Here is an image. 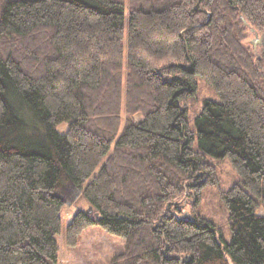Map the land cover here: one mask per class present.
Returning <instances> with one entry per match:
<instances>
[{
  "label": "trees",
  "instance_id": "16d2710c",
  "mask_svg": "<svg viewBox=\"0 0 264 264\" xmlns=\"http://www.w3.org/2000/svg\"><path fill=\"white\" fill-rule=\"evenodd\" d=\"M247 30L264 37V0H0V264L58 263L67 185L92 209L67 241L124 238L109 264H264V40ZM201 82L213 97L190 111ZM224 158L229 241L194 211Z\"/></svg>",
  "mask_w": 264,
  "mask_h": 264
},
{
  "label": "rangeland",
  "instance_id": "374dc122",
  "mask_svg": "<svg viewBox=\"0 0 264 264\" xmlns=\"http://www.w3.org/2000/svg\"><path fill=\"white\" fill-rule=\"evenodd\" d=\"M247 39L256 50L255 52H258L264 37L260 32L255 33L247 30ZM206 97H213V92L209 86L201 82L198 85L197 96L194 101L190 102V111H197L202 100ZM192 119L191 115L190 123H192ZM66 125V122L62 123L57 126V129H65ZM211 162L214 165V180L208 181L202 188L200 201L194 211L211 220L224 240L229 241L231 236L228 212L221 199V193L239 182L240 178L229 159H211ZM211 177L213 178V176ZM61 191L65 204L61 210V232L57 236V264H109L115 254L123 251L124 238L110 234L98 225H89L80 232L76 242L70 244L67 241L66 227L77 210L87 209L88 205L80 196L79 190L73 185H67ZM185 208L187 210L191 209V204H188Z\"/></svg>",
  "mask_w": 264,
  "mask_h": 264
},
{
  "label": "water",
  "instance_id": "95a60500",
  "mask_svg": "<svg viewBox=\"0 0 264 264\" xmlns=\"http://www.w3.org/2000/svg\"><path fill=\"white\" fill-rule=\"evenodd\" d=\"M86 211H87L88 213L92 212L91 207L89 206V207L86 209ZM95 215L97 216V214H95Z\"/></svg>",
  "mask_w": 264,
  "mask_h": 264
}]
</instances>
